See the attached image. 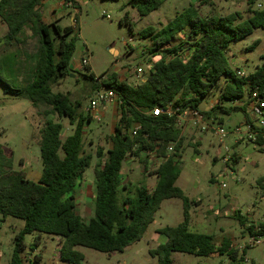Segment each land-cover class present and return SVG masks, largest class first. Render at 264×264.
<instances>
[{
    "label": "trees",
    "instance_id": "trees-1",
    "mask_svg": "<svg viewBox=\"0 0 264 264\" xmlns=\"http://www.w3.org/2000/svg\"><path fill=\"white\" fill-rule=\"evenodd\" d=\"M209 1L200 0V5ZM258 1L246 0L251 14L247 19L240 12L204 16L194 2L162 29L147 27L141 31L142 39H151L149 53L161 57L139 85L120 81L115 73L102 82L118 94L120 118L110 136L108 159L95 169L94 214L86 222L77 213L76 196L92 165V156L84 150L85 127L92 122V117L81 111V102H73L68 94L55 93L52 88L73 73L71 62L78 38L75 28H62L56 22L47 24L41 12L44 0H0V20L8 29L7 35L0 38V44L19 48L27 45V29L39 42L36 52L29 57L31 64L24 68L26 85L20 84L19 48L0 58V85L8 93L26 97L39 114L47 118L41 129L43 168L38 181L16 171L12 153L7 154L0 145V216L3 221L13 217L25 223L15 237L10 264H32L30 260L27 263L22 254L26 249V236L34 233L60 237V259L68 264H84L85 255L77 247L108 255L123 253L143 239L162 203L170 199L182 201L183 221L158 231L166 241L150 250L152 257H157V264H173L172 256L178 252L226 257L229 264L243 263L247 249L240 251L229 238L218 245L214 235L190 229L191 207L197 202L177 186L182 172L179 162L183 147L177 113L187 109L201 111L203 101L225 77L218 104L201 113L211 117L241 111L245 121H251L247 110L249 98L256 90L264 97V57L254 72L239 75L242 70L232 69L227 50L232 42L249 37L257 29L264 30V7L258 8ZM162 3V0H131L141 17L158 10ZM121 23L134 29L128 12ZM181 33L188 36L186 55L177 42ZM258 43L254 42L250 49H255ZM84 77L93 82L96 90L101 87L93 75ZM239 102L244 106L238 107ZM168 105L180 111L173 116L151 113L155 108L166 109ZM55 115L67 118L74 126L73 133L65 139L62 138L64 125L50 118ZM133 125L141 127L134 137L129 134ZM171 144L174 151L169 155L167 150ZM143 152L163 159L152 172L157 177L153 189L145 183L137 186L125 183L123 166L128 156L138 158L149 172L150 155L143 158ZM97 155L101 157L103 150L99 149ZM258 182L264 189V179ZM234 216L250 236H264V221L254 224L238 212Z\"/></svg>",
    "mask_w": 264,
    "mask_h": 264
},
{
    "label": "rangeland",
    "instance_id": "rangeland-1",
    "mask_svg": "<svg viewBox=\"0 0 264 264\" xmlns=\"http://www.w3.org/2000/svg\"><path fill=\"white\" fill-rule=\"evenodd\" d=\"M74 1L72 9L78 8L74 18L69 15L73 10L62 4L59 6V2L54 8L55 15L50 13L52 6L49 4L46 8H43L42 4L41 12L47 24L56 21L62 28L67 26L75 28L78 38L72 66L78 68L83 55L90 57L89 67L74 69L69 77L52 86L55 93L68 94L73 102H81L82 112L88 107L96 92L93 82L86 79L85 75H93L96 79L105 81L115 73L120 81L139 85L141 82L132 71L142 68L143 79H147L152 64L160 60L161 56L149 53L148 48L152 46V42L150 38L146 40L141 38L140 33L143 29L147 27L162 29L194 2L204 16L227 15L234 12H240L244 19L251 16L246 0H210L205 5H200V0H162V6L158 10L144 17H141L133 7L131 0ZM257 7L263 8L264 0H259ZM127 12L134 23V29L127 23H121ZM7 33L6 24L0 20V38H4ZM26 37L27 45L20 48L0 44V58L19 48L21 69L19 75L22 86L27 83L24 68L31 64L29 57L36 52L39 45L38 37L28 29ZM178 37L177 42L183 48V55H186L189 51L186 43L188 36L181 33ZM256 41H259L258 45L251 50ZM111 49L117 50L118 53ZM227 57L233 70L240 69L246 75L254 72L263 62L264 30L257 29L249 37L232 42L227 50ZM224 78L203 101L200 106L201 112H207L218 104L221 86L225 83ZM225 105L227 106V103ZM98 111L100 115L91 116L92 122H88L85 127L84 150L92 156V165L86 171L76 196L77 213L86 222L94 214L95 169L108 159L110 136L120 118L119 108L114 103L105 105V109L100 105ZM231 114L229 116L218 113L211 117L206 116L207 122L213 127L207 132H201L189 120L178 126L183 137V147L179 162L182 172L177 186L191 200L198 199L197 204L191 207L194 229L202 234L214 235L218 245L223 239L229 238L234 247L242 251L250 235L234 214L238 212L252 220L254 224L264 220V189L258 182L264 179V148H255L247 140H237L234 129L241 125L239 121L245 115L241 111ZM50 118L64 125L63 139L73 133L74 126L67 118L58 115ZM46 120L47 118L40 115L39 110L33 107L26 97L8 93L0 85V145L7 154L12 153L14 169L24 172L33 181H38L42 174L40 140L41 129ZM217 126L224 127L229 133L225 140H221L214 132ZM201 134L204 139L200 144L198 138ZM99 149L103 150L101 157L97 155ZM235 154L240 158L238 159ZM147 155H150L149 172L138 158L132 155L127 157L123 166L125 183L132 186L145 183L151 189L155 187L157 177L152 172L161 160L155 154L142 153L143 158ZM234 158L238 161L234 162ZM226 167L227 173L224 172ZM223 184L227 187L222 188ZM181 221L182 201L166 200L143 239L128 247L123 253L108 255L85 247L77 249L85 255L84 264H157L158 259L152 257L150 250L166 241L165 236L158 231L166 226H177ZM24 226L23 220L8 217L7 221H3L0 216V264H10L15 237ZM25 245L26 249L22 255L27 263L30 260L32 264H68L60 259L61 238L58 236L34 233L26 236ZM172 258L173 264L230 262L226 257H202L179 252L174 253ZM246 258L255 264H264V244L248 248Z\"/></svg>",
    "mask_w": 264,
    "mask_h": 264
},
{
    "label": "built area",
    "instance_id": "built-area-1",
    "mask_svg": "<svg viewBox=\"0 0 264 264\" xmlns=\"http://www.w3.org/2000/svg\"><path fill=\"white\" fill-rule=\"evenodd\" d=\"M64 5L68 8H73V3L70 0H64ZM76 9V8H75ZM75 16V15H74ZM90 65V57L88 55H83L81 59V66L88 67ZM138 81L144 82L143 79V69L138 68L132 71ZM239 75H244L243 71L238 72ZM97 81L100 83L101 87L96 90L94 97L90 100L88 107L85 108L84 114L86 116H98L100 105H107L114 103L117 106L120 105V100L118 94L111 88L105 87L102 85L100 78H97ZM250 103L248 105L249 114L251 121H244L240 126H237L234 129V134L237 137V140H247L254 145L255 148H264V97L260 96L258 90L254 91L252 96L249 98ZM180 111L179 108L173 110L171 105H168L166 109L155 108L151 113L154 116H160L161 114H167L168 116H173L176 112ZM207 117L201 113L199 110L187 109L182 113H177V127L185 120H189L193 125L197 126L201 132H207L212 130L213 127L207 122ZM139 125H133L129 131V134L134 137L137 132L140 130ZM214 132L220 137L221 140H225L229 133L224 127L217 126ZM227 148V147H226ZM174 151V144L169 145L168 154H172ZM162 159V158H161ZM227 162V158L225 159ZM224 172L227 173V167ZM227 185L223 184L222 188H226ZM264 244V236L254 235L250 236L246 244L242 247V251L248 248H254ZM242 264H252V262L245 258Z\"/></svg>",
    "mask_w": 264,
    "mask_h": 264
},
{
    "label": "crops",
    "instance_id": "crops-1",
    "mask_svg": "<svg viewBox=\"0 0 264 264\" xmlns=\"http://www.w3.org/2000/svg\"><path fill=\"white\" fill-rule=\"evenodd\" d=\"M71 1H74V0H71ZM57 2H59L60 3V5L57 3ZM75 2V4L76 5H78V3L76 2V1H74ZM51 5L52 7H51V12L50 13H52L53 15H55V13L56 12H54L55 10H54V8H55V5L56 6H61V4L64 6V1H60V0H49V1H47V0H45L44 2H43V5H44V7L43 8H46L47 7V5ZM66 6V5H65ZM79 6V5H78ZM72 9V8H71ZM73 11H71V13L69 14L72 18H74V15L75 14H77V11H78V8H76V9H72ZM54 22H56V21H53L52 23H54ZM51 23V24H52ZM116 51L117 53H118V51L117 50H115V49H111V51ZM149 60V58L147 59V61ZM90 66V65H89ZM88 66V67H89ZM80 67H82L81 66V64L79 63V66H78V68L80 69ZM71 68H72V70H74V69H77V70H79L76 66H72L71 65ZM243 103H245V101L243 102ZM243 103H236V105L239 107V106H244L243 105ZM104 109H105V106H104ZM247 110L249 111V109H248V107H247ZM98 113H99V111H98ZM232 115V114H231ZM230 116V115H229ZM244 121H245V119H244V117H243V119L241 120V121H239L240 122V124H242V123H244ZM203 134H201V136L198 138V140H199V143L201 144V142L203 141ZM228 149V148H227ZM236 155V154H235ZM236 157L239 159L240 157L238 156V155H236ZM161 161H160V163L163 161V159H161V158H159ZM179 180V179H178ZM198 199H196V200H194V201H197ZM5 221H7V219L5 220ZM250 221H252V220H250ZM264 221V220H263ZM182 222V221H181ZM180 222V223H181ZM190 229L192 230V231H194V232H199L198 230H195L194 229V226L192 225V221H191V225H190Z\"/></svg>",
    "mask_w": 264,
    "mask_h": 264
}]
</instances>
